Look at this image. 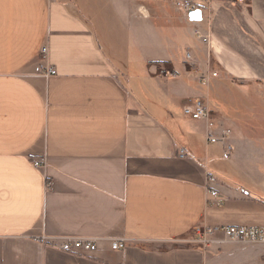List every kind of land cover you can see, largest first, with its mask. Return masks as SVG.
Wrapping results in <instances>:
<instances>
[{"label": "crops", "instance_id": "0c3cea01", "mask_svg": "<svg viewBox=\"0 0 264 264\" xmlns=\"http://www.w3.org/2000/svg\"><path fill=\"white\" fill-rule=\"evenodd\" d=\"M176 1L0 0V264H217L230 242L197 228L264 226V0L199 2V23ZM196 98L229 160L183 116Z\"/></svg>", "mask_w": 264, "mask_h": 264}, {"label": "built area", "instance_id": "2783aa9c", "mask_svg": "<svg viewBox=\"0 0 264 264\" xmlns=\"http://www.w3.org/2000/svg\"><path fill=\"white\" fill-rule=\"evenodd\" d=\"M235 3L244 4L246 0H233ZM176 6L183 11L186 15L189 12L200 9L199 5L192 0H178ZM194 36L206 47H210V36L204 34L200 29L194 30ZM46 53V49H42V54ZM185 60L191 65L195 66L190 54H186ZM36 73L45 77L56 75L53 68L50 67H38L35 69ZM195 79L206 85L210 79L216 78V73H203L201 71H194ZM184 117L201 122L205 125V140L209 145L220 144L223 147L222 159L229 160L233 152V145L231 143L232 131L230 128L221 127L216 128L211 109L203 101V99L196 98L191 100L182 109ZM179 155L185 157L186 153L181 150ZM35 167L41 166L40 163L35 162ZM214 179L209 175L207 176V183H213ZM210 197L216 198L218 193L213 190H209ZM219 204V202H218ZM218 242H230L239 244H252V245H264V226L263 227H206L197 228L194 232L192 244L199 247L202 250L208 249L212 245ZM127 246L124 239L111 240L110 249L112 251H118L125 249ZM59 249L68 253H91L98 249V242L94 239H77V238H65L62 240Z\"/></svg>", "mask_w": 264, "mask_h": 264}, {"label": "rangeland", "instance_id": "374dc122", "mask_svg": "<svg viewBox=\"0 0 264 264\" xmlns=\"http://www.w3.org/2000/svg\"><path fill=\"white\" fill-rule=\"evenodd\" d=\"M162 100H164L163 96H162ZM229 244L230 245L228 247L221 248L213 252L214 254L220 255L222 257L219 260L220 263L217 264H264V245L239 244V243H229ZM255 248L260 251V256L258 258L252 256V254L254 253L252 252L253 250L251 249H255ZM244 249H248V250H244ZM213 253L209 252L208 255L211 256V254Z\"/></svg>", "mask_w": 264, "mask_h": 264}, {"label": "water", "instance_id": "95a60500", "mask_svg": "<svg viewBox=\"0 0 264 264\" xmlns=\"http://www.w3.org/2000/svg\"><path fill=\"white\" fill-rule=\"evenodd\" d=\"M187 18L192 23H199L202 21V11L200 9L188 13Z\"/></svg>", "mask_w": 264, "mask_h": 264}, {"label": "trees", "instance_id": "16d2710c", "mask_svg": "<svg viewBox=\"0 0 264 264\" xmlns=\"http://www.w3.org/2000/svg\"><path fill=\"white\" fill-rule=\"evenodd\" d=\"M192 1H194V2H196L198 4L199 2H202V1H205V0H192ZM199 7H200V5H199Z\"/></svg>", "mask_w": 264, "mask_h": 264}]
</instances>
